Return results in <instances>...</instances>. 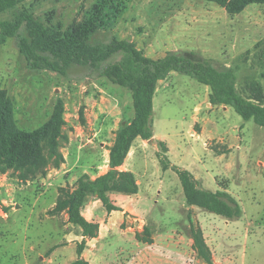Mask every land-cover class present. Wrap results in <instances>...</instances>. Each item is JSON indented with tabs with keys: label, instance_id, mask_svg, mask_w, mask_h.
I'll list each match as a JSON object with an SVG mask.
<instances>
[{
	"label": "rangeland",
	"instance_id": "obj_1",
	"mask_svg": "<svg viewBox=\"0 0 264 264\" xmlns=\"http://www.w3.org/2000/svg\"><path fill=\"white\" fill-rule=\"evenodd\" d=\"M107 1L25 0L0 13V20L13 19L26 10L64 30L82 23L101 6L90 43L128 38L152 58L170 50L194 51L219 68L231 69L242 96L254 92V83L259 85L264 104V4H249L240 13L229 14L206 0ZM19 32L24 33L23 26ZM0 88L11 97L16 124L23 130L45 122L58 98L64 103L66 139L60 148L64 162L58 168L47 165L43 175L27 180L18 177V170L0 172V264H57L59 257L51 259L52 245L64 244L65 233L73 236L74 229L64 226V215L54 212L52 204L72 190L80 174L104 170L116 129L133 117L131 91L96 74L64 76L47 69L32 70L16 37L0 46ZM208 94V87L195 78L171 72L156 84L152 130L168 145L171 163L207 177L197 181L202 188L227 187L240 205L242 214L235 219L199 210L210 245L214 241L224 249V257H238L230 264H264V127L244 120L231 106L211 104ZM155 145L157 153L162 152L158 141ZM152 162L151 177L158 182L162 173L166 179L172 174L184 200L177 174L160 173ZM157 165L161 168L160 162ZM137 179L140 194L151 196L152 205L154 199L161 201L154 205L158 210L165 191L149 190L146 176L138 174ZM181 215L171 210L159 218L172 225ZM61 254L59 264L74 258L73 248Z\"/></svg>",
	"mask_w": 264,
	"mask_h": 264
},
{
	"label": "trees",
	"instance_id": "obj_2",
	"mask_svg": "<svg viewBox=\"0 0 264 264\" xmlns=\"http://www.w3.org/2000/svg\"><path fill=\"white\" fill-rule=\"evenodd\" d=\"M25 0H0V13ZM224 8L229 14L240 13L246 6L264 0H206ZM109 1L106 0L105 3ZM102 7L96 6L92 15L80 24L61 30L54 28L26 10H20L13 19L0 20V46L10 37L17 38L20 53L32 70L47 69L68 76H103L113 84L131 91L133 117L122 121L115 131L108 150V169L94 178L84 172L78 176L72 190L55 201L54 212L65 211L67 221L77 227L83 239L76 245L79 255L85 248V238L98 234V224L82 214L85 196L91 194L101 201L106 211L120 210L112 203L111 193L135 194L138 192L136 178L131 171L122 170L133 141L139 137H153L152 112L156 84L172 71L189 75L209 89V102L214 105L231 106L244 120L252 119L264 127V104L262 89L254 83V91L242 96L235 87L234 73L229 68H219L202 55L187 50H170L162 57L145 56L128 39L113 38L107 43L88 41L98 26ZM21 26L24 33L19 32ZM64 103L58 98L48 119L32 130L20 129L14 117L13 102L7 91L0 88V172L18 170V177L27 180L43 175L47 165L58 168L64 162L61 152ZM82 117V114H81ZM162 152L157 156L163 170L171 167L178 176L184 201L226 219L239 218L242 209L227 192L212 191L198 185L193 174L184 168L170 166L165 154V144L158 141ZM193 247L205 264H212L211 252L205 244L201 229L190 222ZM147 228L136 233L138 239L150 241ZM66 264H89L75 259Z\"/></svg>",
	"mask_w": 264,
	"mask_h": 264
},
{
	"label": "crops",
	"instance_id": "obj_3",
	"mask_svg": "<svg viewBox=\"0 0 264 264\" xmlns=\"http://www.w3.org/2000/svg\"><path fill=\"white\" fill-rule=\"evenodd\" d=\"M167 78L168 76L161 79V81ZM155 141H161L165 144L167 148L165 154L167 156V153L170 151L168 145L154 132L153 137L149 140L137 137L133 141L130 151L120 169L131 171L134 174L136 183L138 184V192L135 194L111 193L110 199L112 203L119 206L120 210L108 212L101 201L95 196L91 194L85 196L82 214L87 220L98 224V234L93 238H85V248L79 255L76 253L75 249L77 243L83 239V236L77 227L76 230L74 228L75 226L67 221V213L62 211L64 221H67L64 226L73 227V236L70 235L71 233H65L64 244L57 243L52 245L53 249L50 252L51 259L55 256L59 257L57 258L58 262H56L59 264V261L64 257L60 256L62 255L61 253L68 248H73V260L84 259L88 261L89 264H205L193 247L190 222H193L201 229L205 244L211 252L212 264H230L229 262L233 259H238V257H231V255L224 257L226 256L223 255L224 249L222 250L214 241V245H210L211 243L208 242L206 238L207 234L205 228L200 225L197 215L199 210L203 208L187 205L185 201L182 200L180 189L177 187V184L174 183L175 181L172 179V174L169 173L167 175L168 179L164 178V173L161 171L175 172L171 167L163 170L157 165L159 160ZM131 154H133V160L130 162L129 159L131 158ZM152 154L155 155L154 159L151 158L153 156ZM153 160L156 164V170L158 171L159 169L160 173L163 175V178L159 179L158 182L149 174L150 165L153 164ZM107 161L108 155L104 170L98 172L96 175L90 176L94 178L104 173L108 169ZM170 166L176 165L170 162ZM187 170L193 174L197 181L200 182L201 178L207 180V177L203 178L200 173L195 171L196 169ZM69 172L71 173L72 170ZM138 174L139 176H146L148 179L146 187L149 190L154 187L157 193L165 191L166 198H163V203L159 206L158 210L154 205L160 204L161 201L154 199V205H152L148 200L151 196L139 193L141 185L140 181L137 179ZM71 177H73V174ZM173 186L175 187L172 189ZM204 188L209 189L207 186ZM217 190L231 194L227 187L212 189V191ZM54 203L55 202H53L52 205H54ZM171 210L181 211L182 214L177 222L172 223L173 226L171 222H166L159 218L160 213ZM144 228L148 230L150 241L138 239L136 237V233H141ZM215 250L216 253H214ZM220 256L222 259H219Z\"/></svg>",
	"mask_w": 264,
	"mask_h": 264
}]
</instances>
